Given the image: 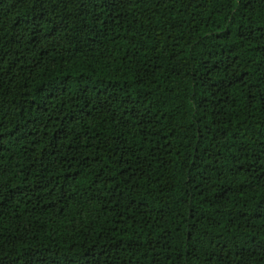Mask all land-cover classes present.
Instances as JSON below:
<instances>
[{
  "label": "trees",
  "instance_id": "1",
  "mask_svg": "<svg viewBox=\"0 0 264 264\" xmlns=\"http://www.w3.org/2000/svg\"><path fill=\"white\" fill-rule=\"evenodd\" d=\"M0 264H264V0H0Z\"/></svg>",
  "mask_w": 264,
  "mask_h": 264
}]
</instances>
